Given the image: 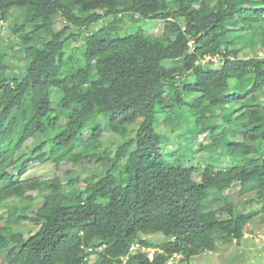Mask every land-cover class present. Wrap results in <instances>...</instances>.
Here are the masks:
<instances>
[{
    "label": "trees",
    "instance_id": "1",
    "mask_svg": "<svg viewBox=\"0 0 264 264\" xmlns=\"http://www.w3.org/2000/svg\"><path fill=\"white\" fill-rule=\"evenodd\" d=\"M50 18L59 27L52 35ZM150 19L170 20V28L122 34ZM4 28L19 39L8 42ZM191 52L183 66L167 65ZM205 55L221 63L196 62ZM250 97L258 104L236 105ZM184 113L195 139L222 133L232 157L245 161L209 168L200 181L181 156L170 162L157 123ZM105 120L114 154L100 143ZM262 125L264 0H0V257L167 264L240 244L253 216L226 193L246 181L264 198ZM47 162L86 165L84 186L70 188L60 176L21 178ZM26 223L36 228L24 231ZM157 233L166 240L154 242Z\"/></svg>",
    "mask_w": 264,
    "mask_h": 264
},
{
    "label": "rangeland",
    "instance_id": "2",
    "mask_svg": "<svg viewBox=\"0 0 264 264\" xmlns=\"http://www.w3.org/2000/svg\"><path fill=\"white\" fill-rule=\"evenodd\" d=\"M131 24V23H130ZM171 21L161 19H150L140 21L134 24L126 25L123 28L122 34L128 32H144L145 34H160L170 28ZM100 23H96L94 27H97ZM58 26L53 24L52 19L47 20V33L49 35L54 34L58 30ZM258 31V27L254 29ZM13 30L3 29L8 42H15L19 39V35L13 33ZM78 44V43H75ZM263 52V49L259 50V54ZM11 53H13L11 51ZM253 54V53H250ZM14 56V54H12ZM245 54H241L244 57ZM22 55L18 54L14 56V62L22 60ZM21 58V59H20ZM12 59L9 56L8 60ZM194 59L193 53H189L183 59L168 62L167 65L176 67L183 66L187 62ZM210 86L213 88H219V82H211ZM238 101V100H236ZM245 104H258L256 97H250L248 100L242 102H236L239 106L241 103ZM225 115V113H224ZM229 114L226 113L224 117ZM161 116H163L161 114ZM142 119L136 123H132L130 126L131 131L136 130ZM215 124V122H213ZM264 128V125H262ZM103 134L100 138L102 147H107L111 154H114L115 147L113 135L106 127V120L103 121ZM129 129V130H130ZM157 129L161 135V147L166 157L170 159V162L174 163L179 156L184 165L194 166L197 168L195 173V179L200 181L203 171L210 169L225 170L228 171L234 165L241 164L245 161L244 156L232 157L229 150L230 138H226L222 133H213L207 136L205 133H201L198 137L193 136L195 127L193 126L190 118L186 113L182 114L176 120H171L168 123H164L162 120L157 123ZM220 129V128H219ZM131 136L134 132H128ZM115 138V137H114ZM78 156L82 154V148L77 149ZM98 172L101 169L98 168ZM89 174V170L86 165L79 163L72 164L71 162H64L60 167L52 162L43 164H33L29 167L28 171L21 177L22 179L39 177L43 179H51L60 176L63 179V183L71 182L70 188L76 185L84 186V177ZM222 194V193H221ZM220 194V195H221ZM227 198L236 206L237 211L246 212L248 215L253 216L252 220L246 225L244 234H249L244 238L240 244H219L217 250L212 251L210 255L199 254L193 256L189 261L181 260L182 257H173L167 264H264V198L259 199L256 196L254 190L248 189L246 181L235 184L228 192ZM221 204L213 203L212 207L218 209ZM2 223V222H0ZM32 224H24L22 229L28 231L35 229ZM154 242H163L166 240L162 233H157L154 237H151ZM137 247V246H136ZM135 247V248H136ZM150 257L153 255L154 249H148ZM90 263L94 261V256L89 259ZM0 264H7L5 260L0 257Z\"/></svg>",
    "mask_w": 264,
    "mask_h": 264
},
{
    "label": "built area",
    "instance_id": "3",
    "mask_svg": "<svg viewBox=\"0 0 264 264\" xmlns=\"http://www.w3.org/2000/svg\"><path fill=\"white\" fill-rule=\"evenodd\" d=\"M188 44L192 46L193 41H189ZM196 62L203 64H211L215 67H217L221 63L219 55H205L202 58H199ZM170 264L172 263L170 262Z\"/></svg>",
    "mask_w": 264,
    "mask_h": 264
},
{
    "label": "crops",
    "instance_id": "4",
    "mask_svg": "<svg viewBox=\"0 0 264 264\" xmlns=\"http://www.w3.org/2000/svg\"><path fill=\"white\" fill-rule=\"evenodd\" d=\"M248 235H249V234H245V237H244V238L248 237ZM211 253H212V251H206L205 253H202V254H203V255H210ZM175 256L178 257V258H179V257H180V258L182 257L181 255H175ZM175 256H174V257H175ZM181 260H183V259H181Z\"/></svg>",
    "mask_w": 264,
    "mask_h": 264
}]
</instances>
